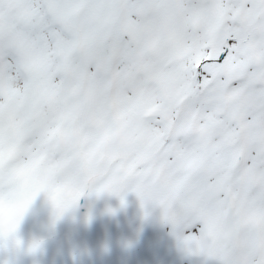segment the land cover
<instances>
[{
  "label": "snow or ice",
  "instance_id": "obj_1",
  "mask_svg": "<svg viewBox=\"0 0 264 264\" xmlns=\"http://www.w3.org/2000/svg\"><path fill=\"white\" fill-rule=\"evenodd\" d=\"M128 193L264 264V0H0V247L40 194L55 223Z\"/></svg>",
  "mask_w": 264,
  "mask_h": 264
},
{
  "label": "bare ground",
  "instance_id": "obj_2",
  "mask_svg": "<svg viewBox=\"0 0 264 264\" xmlns=\"http://www.w3.org/2000/svg\"><path fill=\"white\" fill-rule=\"evenodd\" d=\"M127 199L129 202V215H125L124 208L126 205L114 209V214L108 212L110 197L105 201H95L92 206L95 210L101 211V217H91V220L86 222V217H81L79 224L76 227V232L69 231V227H65L64 232L60 236H56L49 240H43L40 248L34 253L24 252L20 255V264H76L80 257V253L84 256V252L74 249L75 244H80L81 248L84 245L90 244V239L93 245L88 247L90 250H96L99 242L106 243L107 247L116 250L119 257H122L120 263L116 264H138L141 261L144 264H214L213 261H205L201 256L192 255L183 247L181 253L173 254L170 257L166 254V247L175 246L177 241L173 238L171 225L161 219V213L158 208L148 206L146 208L147 215H144L140 208L138 199ZM131 205L134 206L133 209ZM118 206H121L120 203ZM111 207V206H110ZM53 213L50 203L44 194L38 195L20 222L17 235L19 238L25 237L28 233L45 232L47 218ZM89 216V215H88ZM147 217V221L145 220ZM107 219L108 223L120 226L123 236L113 235L112 233H103L101 230V222H97V227L94 223L97 220ZM132 223V224H131ZM128 226L137 227L138 230L132 234V238L137 237L142 246L138 249L127 248ZM90 236V237H89ZM98 242V243H97ZM73 246V247H72ZM10 246L0 247V264H15L13 258L8 253ZM102 247V246H101ZM82 250V249H81ZM140 252L142 254H140ZM143 259V260H142ZM92 264H100L101 260L95 252L91 255ZM89 264V263H87Z\"/></svg>",
  "mask_w": 264,
  "mask_h": 264
},
{
  "label": "rangeland",
  "instance_id": "obj_3",
  "mask_svg": "<svg viewBox=\"0 0 264 264\" xmlns=\"http://www.w3.org/2000/svg\"><path fill=\"white\" fill-rule=\"evenodd\" d=\"M109 197H110L109 205L111 207L108 206V209L121 208V206H118L120 203L119 199L115 196L104 195L100 198L90 197L89 198L90 202L86 205L84 204L86 202V199L82 198L81 201L79 202V205L76 208L71 209L68 212H66L63 215V217L60 218L59 220H56L55 223H53V213L50 214V217L47 218L48 222L46 224V230H47L46 234H45V232H39V234L38 233H28L25 237L20 238L23 241V247L17 249L15 247L10 246L8 249V253L13 258L15 264H20V258L19 257L25 251L27 252V246L30 242H32L33 240H39V241L49 240V239H52L56 236H60L64 232L66 226L69 227L70 232H72V233L76 232V227L79 224L81 217L88 216V215H90L91 217H94V218L101 217V215H99L101 213V211L95 210L93 208L92 204L95 201H97V202L105 201V205L107 206L108 205L107 199ZM134 197H136V196L133 193H128L125 196L126 208H124V211H125L124 216L129 215V208L127 209V207H130V206H129L127 199H133ZM116 199H117V201H116ZM133 208H134V206L131 205L130 209H133ZM101 218H103V217H101ZM145 220L147 221V217H145ZM107 221H109V220H107L105 218L103 220H97L94 223V225H95V227H97V226H99V225H97V222H101L100 226L102 227L101 230L103 233H112L113 235H119V236H121V234H122V236H123V232L120 230L119 225L115 226V225L108 223ZM137 230H138L137 227L128 226V237L127 238L130 237V240L127 241V243L130 242L131 246L130 247L127 246V248L136 250L139 248V246H142L137 237H134V238L131 237L132 234H135ZM93 244H94L93 241L90 239V244L84 245L83 248H81L80 244L73 245L74 249L78 250V253H79V251L84 252V256L80 253V257L82 256L83 259L79 258L76 264H87V263L92 264L93 262L91 261V255L93 254V252H95L96 255L98 256V259L101 260L100 264H116V263L121 262L122 257L118 256L117 252H115L116 250L112 249L111 247H107L106 243L103 244L102 242H99V245H101L102 247L98 246V248L96 250H90L88 247L92 246ZM173 248L176 249V252L174 254H177L178 252L181 253L183 250V246L180 245L178 242L175 245V247H173ZM170 250L168 249L166 252L168 257L173 255ZM140 254H142V253L140 252ZM138 264H144V263L139 261Z\"/></svg>",
  "mask_w": 264,
  "mask_h": 264
}]
</instances>
